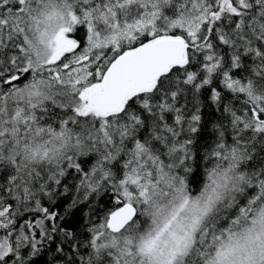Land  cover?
<instances>
[{
    "label": "snow or ice",
    "instance_id": "1",
    "mask_svg": "<svg viewBox=\"0 0 264 264\" xmlns=\"http://www.w3.org/2000/svg\"><path fill=\"white\" fill-rule=\"evenodd\" d=\"M0 264H264V0H0Z\"/></svg>",
    "mask_w": 264,
    "mask_h": 264
}]
</instances>
